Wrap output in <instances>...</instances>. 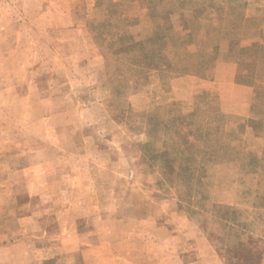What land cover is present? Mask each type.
<instances>
[{"label":"rangeland","instance_id":"rangeland-1","mask_svg":"<svg viewBox=\"0 0 264 264\" xmlns=\"http://www.w3.org/2000/svg\"><path fill=\"white\" fill-rule=\"evenodd\" d=\"M0 264H264V0H0Z\"/></svg>","mask_w":264,"mask_h":264}]
</instances>
